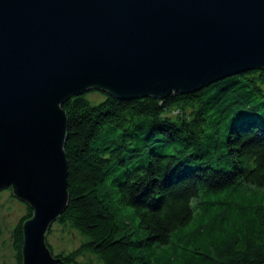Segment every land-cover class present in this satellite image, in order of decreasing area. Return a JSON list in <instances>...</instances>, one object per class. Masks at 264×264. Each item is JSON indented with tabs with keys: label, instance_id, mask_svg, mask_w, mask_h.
Wrapping results in <instances>:
<instances>
[{
	"label": "trees",
	"instance_id": "trees-1",
	"mask_svg": "<svg viewBox=\"0 0 264 264\" xmlns=\"http://www.w3.org/2000/svg\"><path fill=\"white\" fill-rule=\"evenodd\" d=\"M88 92L62 104L69 199L56 220L85 238L60 252L47 241L59 264H264L263 69L163 98Z\"/></svg>",
	"mask_w": 264,
	"mask_h": 264
},
{
	"label": "water",
	"instance_id": "water-1",
	"mask_svg": "<svg viewBox=\"0 0 264 264\" xmlns=\"http://www.w3.org/2000/svg\"><path fill=\"white\" fill-rule=\"evenodd\" d=\"M264 70V0H0V190L31 209L21 264H59L73 95L188 92Z\"/></svg>",
	"mask_w": 264,
	"mask_h": 264
},
{
	"label": "rangeland",
	"instance_id": "rangeland-1",
	"mask_svg": "<svg viewBox=\"0 0 264 264\" xmlns=\"http://www.w3.org/2000/svg\"><path fill=\"white\" fill-rule=\"evenodd\" d=\"M87 97L94 103L100 100L103 94L101 91L91 90L87 93ZM25 204L13 196L10 188L0 190V264H17L12 247V228L25 213ZM51 226V230L49 231V228L47 231L46 240L50 243L53 252L67 251L85 238L69 223L56 220Z\"/></svg>",
	"mask_w": 264,
	"mask_h": 264
}]
</instances>
